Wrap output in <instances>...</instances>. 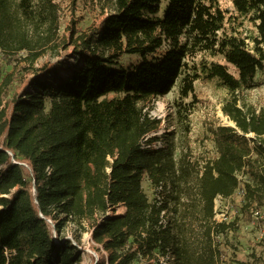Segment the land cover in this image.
I'll list each match as a JSON object with an SVG mask.
<instances>
[{"label":"trees","instance_id":"1","mask_svg":"<svg viewBox=\"0 0 264 264\" xmlns=\"http://www.w3.org/2000/svg\"><path fill=\"white\" fill-rule=\"evenodd\" d=\"M70 1L76 8L78 0ZM111 3L89 30L72 20L60 35L57 0H0V49L15 44L28 51L31 67L5 101L0 94V264H74L79 245L61 236L69 221L87 224L108 252L95 264L158 259L156 250H172L174 264H223L218 237L235 223L216 220V198L240 189L245 210L264 202V174L253 171L264 165V108L244 101L264 73V0H233L237 15L229 18L218 0H168L163 16L162 0ZM238 18L254 30L227 26ZM51 43L80 57L79 65L58 59L35 68ZM199 53L228 64L189 65ZM124 55L140 61L126 67ZM182 74V97L195 96L199 78L217 79L228 90L222 110L235 126L214 129L217 156L203 165L187 154L176 159L173 146H143L159 125L147 101L170 92ZM52 75L60 79L50 83ZM6 82H13L10 75ZM245 170L257 184L240 181ZM145 172L154 185L174 188L164 204L144 191ZM194 173L197 189H182ZM119 205L125 213L110 215Z\"/></svg>","mask_w":264,"mask_h":264},{"label":"rangeland","instance_id":"2","mask_svg":"<svg viewBox=\"0 0 264 264\" xmlns=\"http://www.w3.org/2000/svg\"><path fill=\"white\" fill-rule=\"evenodd\" d=\"M33 1L36 2L37 0ZM57 1L61 7L60 35L67 34V27L72 25V20L77 21V27L81 31L89 30L99 13L102 10H109L112 5L111 0H78L76 8H72L70 0ZM218 1L220 6L227 11L228 18L237 15L233 0ZM167 4L168 0H162L158 15L163 16ZM227 26L237 27L244 34L254 30L252 24L243 18H238L235 21L228 19ZM33 37H35L34 33ZM15 46L13 44L12 47L0 49V94L2 101L6 100L9 90L19 83V79L26 75L27 68L31 69L29 61L25 58L29 55L28 51H16ZM45 49L46 52L35 62V68L47 61L55 62L58 59H64L67 66L79 65L80 57L69 56V51L64 50L61 46H54L51 43ZM201 60L227 63L222 56L213 58L202 53L189 58L187 61L189 65H198ZM139 61L140 57L137 55H124L120 63L127 67L137 64ZM229 67L232 72H236L233 66L229 65ZM33 73L32 75H34ZM184 74L180 76L170 92L163 96L150 98L147 101L146 110L150 117L159 121V125L146 135L143 139V146L152 150L173 146L176 159L187 154L190 161H196L199 165H203L208 159L217 156L214 129L220 125L235 126L234 122L222 110V105L228 98V90L217 79L205 82L199 78L194 82L195 96L191 94L188 97H182L181 84ZM9 75L13 81L10 85L6 82ZM46 79L53 83L60 77L52 75ZM31 89L33 90L32 87ZM244 97L245 103L253 104L258 109L264 108V73L257 74L255 86L246 91ZM151 137L156 139L150 141ZM256 155L254 154V156ZM263 168L264 165L257 163L253 171L257 174H264ZM254 175L247 170L238 173L242 183L250 181L255 185L257 179ZM190 181L193 182L188 185L184 184L182 189H197L195 173L191 176ZM142 184L149 199L156 203L159 190L146 172ZM164 187L169 190L174 189L171 184L164 185ZM167 199L169 200V197ZM257 203L262 205L260 207L264 206L262 199H258L253 205ZM245 204V193H242L240 189H237L230 197L219 196L216 198V220L221 221L226 217V220L235 223L232 230L218 237L224 243L226 253L223 264H264V229L253 217L252 210L255 206L252 205L245 210L243 208ZM125 211V205H119L111 209L109 214L120 215ZM170 215H172L171 212ZM61 236L63 239H71L74 244L77 242L79 245L77 249L72 251V255H76L78 258L74 264H95L102 257H107L108 252L102 245L95 242L87 224L79 225L69 221L62 228ZM65 243L63 240L61 244L64 245ZM155 253L158 259L147 260L142 258L137 260L135 264H174L172 250H169L166 255L161 254L159 250H156Z\"/></svg>","mask_w":264,"mask_h":264},{"label":"built area","instance_id":"3","mask_svg":"<svg viewBox=\"0 0 264 264\" xmlns=\"http://www.w3.org/2000/svg\"><path fill=\"white\" fill-rule=\"evenodd\" d=\"M249 139H251L252 137L255 136L254 133H248V134H245ZM250 145L253 147L255 144L254 142H250ZM20 164H24L25 166H27V164L25 163H21ZM164 183H160L159 185H157L158 189L159 190V195H157L156 197V204L157 205H162L165 203V201L167 200L168 198V195H169V192L170 190L169 189H165L164 187ZM168 210L167 209H164L161 213V218H162V222L164 223V225L167 224V220H168ZM252 214H253V217L256 221H258L262 227V229H264V206L263 207H258V208H254L252 210ZM226 217L222 220H225ZM221 220V221H222Z\"/></svg>","mask_w":264,"mask_h":264}]
</instances>
